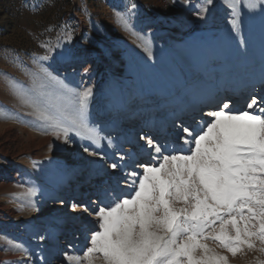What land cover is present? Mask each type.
Here are the masks:
<instances>
[{
    "label": "rangeland",
    "instance_id": "obj_1",
    "mask_svg": "<svg viewBox=\"0 0 264 264\" xmlns=\"http://www.w3.org/2000/svg\"><path fill=\"white\" fill-rule=\"evenodd\" d=\"M186 13L192 18H180ZM84 70L87 83H93L91 92L105 82L109 96L120 94L124 87L131 89L130 78L139 94L146 83L164 90L165 84L177 87L188 82L187 77L212 88H225L234 80L251 82L264 75V0H0V151L5 152L0 153V202L14 190L11 183L17 168L5 154L16 149L20 138L29 142L33 133L49 139L50 146L58 138L65 148L75 143L71 131L54 130L50 122L38 118L36 109L52 114L62 108L71 114L87 85L81 78ZM254 88L241 105L231 108L234 112L262 114L263 103L247 109ZM226 102L202 109L188 127L199 131L212 119L208 113ZM155 143L162 147L163 155L176 154V150L187 154L186 144L178 138L156 139ZM154 154L160 156L159 161ZM154 154L141 164L158 166L162 156ZM139 174H143L142 168ZM126 186L130 187L128 194L118 197L114 190L98 199V207L133 195L132 181ZM97 220L92 219L89 234L98 230ZM16 229L12 220L0 226V264H21L14 256L33 259L37 252L29 236L17 235ZM90 238L87 235L84 248L75 253L76 235L62 264H68L71 257L81 258L76 260L78 264H87L82 258L91 246ZM206 243L227 256L228 264H264L259 240L251 249L242 246L235 256L218 242ZM97 256L95 264H103L102 256Z\"/></svg>",
    "mask_w": 264,
    "mask_h": 264
},
{
    "label": "snow or ice",
    "instance_id": "obj_2",
    "mask_svg": "<svg viewBox=\"0 0 264 264\" xmlns=\"http://www.w3.org/2000/svg\"><path fill=\"white\" fill-rule=\"evenodd\" d=\"M90 95L91 89L79 93V106L71 114L62 108L50 114L38 106L36 114L56 131L86 133L99 144L95 129L85 122ZM258 103L264 99L253 98L247 109ZM260 111L234 112L225 103L208 113L212 119L199 131L182 127L178 140L189 145L187 154L176 150L163 155L162 147L148 139L147 147L162 156L161 162L141 164L142 175L130 173L137 177L133 195L95 210L98 230L91 234L83 261L95 264L99 254L103 264H228V257L208 240L233 256L259 240L264 252V109Z\"/></svg>",
    "mask_w": 264,
    "mask_h": 264
},
{
    "label": "bare ground",
    "instance_id": "obj_3",
    "mask_svg": "<svg viewBox=\"0 0 264 264\" xmlns=\"http://www.w3.org/2000/svg\"><path fill=\"white\" fill-rule=\"evenodd\" d=\"M180 18L192 17L186 13ZM84 71L81 78L87 83L88 74ZM103 71L99 74L104 78ZM141 72L145 73L143 68ZM197 74L195 72L194 77ZM187 79L188 82L178 80L177 87L173 83L165 84L164 90L145 82L139 94L136 82L130 78L134 86L131 89L124 87L120 94L113 96L108 95L104 82L91 92L85 112V122L95 129L99 144L86 133L77 135L76 131H71L76 140L72 147L67 145L65 148L59 138L50 146L49 139H39L30 133L29 142L20 138L16 149L11 154L6 152L5 156H11L14 161L17 174L11 183L14 190L10 191L11 186L8 188L12 194L7 191L10 195L6 193L0 202V226L4 227L12 220L17 227L15 233L21 237L29 236L28 240L37 249L33 259L20 254L14 259H19L21 264H33L31 261L62 264L66 257L64 253L76 235L78 241L73 252L84 248L87 235H91L87 229L93 227L91 222L96 217L98 199L113 194L114 190L118 197L130 192L127 183L137 179L130 173H140V164L155 152L147 147L148 139L156 144V139L178 138L182 127H188L200 116L202 109L223 100L230 108H236L250 94L252 87H255L254 98L258 102L264 99V75L248 83L234 80L225 88L208 87L198 78ZM92 88L93 83H87L80 93L87 89L92 91ZM76 104L78 107V98ZM153 157L155 161L160 160L159 155ZM112 163L119 167L112 169ZM85 206L89 209L87 212ZM76 260L71 257L68 264H78Z\"/></svg>",
    "mask_w": 264,
    "mask_h": 264
}]
</instances>
